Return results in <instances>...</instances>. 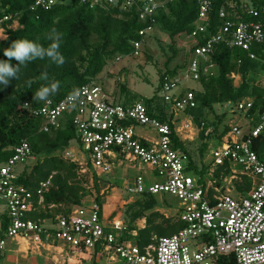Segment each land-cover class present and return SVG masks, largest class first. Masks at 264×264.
<instances>
[{
	"label": "built area",
	"instance_id": "obj_1",
	"mask_svg": "<svg viewBox=\"0 0 264 264\" xmlns=\"http://www.w3.org/2000/svg\"><path fill=\"white\" fill-rule=\"evenodd\" d=\"M172 1L175 0H81V3L90 10L135 8L145 26L139 31L142 40L132 43L134 53L129 56L137 58L145 39L156 30L158 11ZM225 1L229 8H235L233 1ZM55 2L36 0L34 8L48 10ZM197 5L194 27L180 44L185 51L183 67L175 75L166 76L160 86L161 98L167 105L163 114L168 122L159 120L160 113H152L142 102H117L97 78L81 87L74 100L68 95L58 102L47 99L41 106H34L31 100L22 103L24 110L44 121V133L58 129L63 121L72 123L76 137L62 152V158L77 165L78 173L85 179L90 175V190L95 189V183L108 179L114 165L137 162L147 167L150 183L136 178L126 185V194L141 197L168 193L177 197L180 209L175 216L185 226L141 247L127 237L136 236L137 232L128 230L123 216H103L96 197L103 196L104 191L100 195L93 192V199L82 200L66 215L53 214L55 206L44 204V193L52 187L51 177L37 188L19 182L31 159H35L29 142L22 141L13 149V155L0 164V257L6 253L9 242L21 241L36 248L64 245L126 264H214L229 256L235 258V264H264V155L254 149L264 133V108L258 111L255 121L250 115L253 100L224 104L244 121L233 122L228 133L216 139L217 148L211 153L205 175L198 173L201 166L192 162L184 150L174 146V136L184 142L187 139L184 132L193 129L188 111L197 107L193 89L179 91L180 84L189 79L198 82L215 74L212 57L218 45L239 49L250 59H256L250 50L264 42V2L259 5L253 0H241L244 19L222 7L218 12L220 25L214 32L208 30L213 0H197ZM9 19L3 17L0 26ZM230 78L239 85L238 74L231 73ZM137 127L153 129L158 139L138 135ZM204 129L203 122L198 126L199 133ZM212 132L213 128L208 127L205 137ZM246 181L251 187L243 192L239 188ZM131 199L123 204L128 205Z\"/></svg>",
	"mask_w": 264,
	"mask_h": 264
},
{
	"label": "trees",
	"instance_id": "obj_2",
	"mask_svg": "<svg viewBox=\"0 0 264 264\" xmlns=\"http://www.w3.org/2000/svg\"><path fill=\"white\" fill-rule=\"evenodd\" d=\"M35 1L0 0V20L3 17L10 18L2 23L6 38L0 41V60H8L4 56V49L15 40L27 39L45 48L49 47L52 41L47 39V36L52 29H55L62 34L59 51L65 57V63L58 66L47 57L36 59L21 66L18 79L12 78L7 87L0 85V164L13 155V149L22 141L29 142L33 155L38 157V160L31 168L26 167L19 177V182L29 188H37L40 182L47 181L51 177L52 187L44 193V204L55 206L53 214L66 215L72 206L80 205L88 194L85 187L87 179L78 173L79 167L62 158V152L76 137L75 129L72 123L66 120L58 129L44 133L42 131L44 121L24 110L22 103L31 100L34 106H41L47 99L58 102L74 89L79 90L87 85L96 79L109 64L116 62L117 58L134 53L132 43L142 40L139 31L145 26L139 21L135 8L128 11H119L115 7L90 10L81 3V0H71L69 4L56 0L50 9L44 10L34 8ZM231 1L235 3L233 9L229 8L225 0H213L209 32H214L220 25L218 12L222 7L226 8L229 14L244 19L240 9L241 0ZM253 1L259 5L264 2V0ZM197 15V0H175L166 3L158 11L155 28L169 34L171 40L169 49L172 55L167 59L164 71L160 73L156 92L160 90L166 76L175 75L183 67L169 68L170 63L177 57L178 45L182 42L178 37H186L190 34ZM14 21L18 23L17 29L10 28ZM94 38L98 40L94 42ZM250 51L256 59H250L246 52L239 49H230L225 45L215 47L212 60L216 65V72L213 76L202 77L198 81L200 87L193 89L197 107L188 111L191 117L198 121V126L205 123L200 139L208 140L213 137L221 139L229 131V126L224 123L227 119L226 113L216 116L212 123L206 115V112H214L213 107L217 104L253 100L254 105L250 115L257 121L258 111L264 108V83H261L258 77L259 72H264V42L253 45ZM239 60L240 63H238ZM9 62L13 66L18 64L15 59ZM45 73L47 80L41 79L42 74ZM231 73L239 75V85H235L234 80L230 78ZM54 81L60 84L56 93L46 100L33 99L39 88L50 85ZM155 99L156 97L146 99L144 103L152 113L156 109V113L160 111L158 108L153 109ZM195 110L199 111L198 115L193 114ZM163 111L164 107L161 108L158 118L168 122ZM172 118L173 115L169 117L170 120ZM170 125L174 127L171 123ZM208 127H212L213 132L205 137L204 132ZM174 146L184 150L190 156L184 143L177 136H174ZM206 149L208 146L204 142L201 153L203 154ZM254 149L258 154L264 155V133L257 139ZM208 169V166H201L198 173L205 175ZM219 175L220 172L217 170L216 176ZM95 186L98 190L99 184L95 183ZM250 187L251 183L246 181V184L239 189L247 192ZM96 201L102 206V214H104L102 198L97 196ZM155 207L156 199L150 194H144L128 205L129 211L138 208L131 217L132 222L141 218L145 219L144 228L128 226V230L136 231L137 235L127 237L141 247L152 242L153 234H156L158 238L170 236L185 226L177 216L164 217L155 210ZM120 209L121 207L116 208L108 217L121 215ZM158 219L161 220L157 222ZM214 264H235V258L221 257Z\"/></svg>",
	"mask_w": 264,
	"mask_h": 264
},
{
	"label": "rangeland",
	"instance_id": "obj_3",
	"mask_svg": "<svg viewBox=\"0 0 264 264\" xmlns=\"http://www.w3.org/2000/svg\"><path fill=\"white\" fill-rule=\"evenodd\" d=\"M58 2H63L66 4L71 3V0H57ZM10 28L17 29L18 23L14 21ZM6 38V31L3 26H0V41ZM185 37H178L179 40H183ZM98 39L94 38L93 41L96 42ZM170 37L167 32H162L160 30H155L150 36H148L143 42L140 48V56L135 57H119L118 62H112L109 64L102 73L97 77L98 81L103 83L106 91L113 95L117 102L132 104L135 102L145 103L146 99H152L156 97L153 102V109L161 111V108L167 107L161 98L160 90L156 92L160 73L165 69V63L172 53L169 49ZM178 55L170 63L169 68L173 69L177 66H182L184 61V48L182 45H178ZM259 79L261 83L264 82V72H259ZM240 81V79H238ZM236 83V81L234 82ZM199 83L193 81L192 79L182 81L178 90L184 91L188 88L198 89ZM225 104V103H224ZM224 104L214 105V112H206L207 117L211 120H215L216 116H221L223 113L227 114V119L224 122L228 126L236 123H243L244 119L240 115L230 112L227 106ZM157 110V109H156ZM155 110V112H156ZM158 111L157 113H160ZM194 115H198L199 111L195 110ZM191 116V115H190ZM185 119L189 117L184 116ZM234 122V123H233ZM193 129L188 132H184V135L187 139L184 140V145L187 148L192 160L199 166H206L211 162L212 151L217 148L216 137L212 139H200V133L198 131V121L192 118ZM212 128V127H211ZM230 129V127H229ZM135 132L149 140L158 139V134L151 128L137 127ZM194 138L192 141L189 139ZM204 142L207 144L208 149L205 152L201 153V147L204 145ZM38 160V157L31 159V166ZM116 163V162H115ZM29 168V171H30ZM239 170L240 167H236ZM136 178H144L146 183H150L149 175L147 173V167L140 165L137 162H125L123 166L116 167L114 165L113 172L109 175L108 179L101 181L99 184V189L90 190L88 188L90 175H88L87 183L85 187L88 191V194L83 198L84 199H93L94 193L97 195L104 191L103 196H98L102 198L104 204V217H108L112 211L116 208L121 207V215L123 213V219L127 226H136L142 228L145 225L144 218L138 219L135 222L131 221V217L134 212L138 211V208H134L129 211L128 205L134 203L138 200L139 197L127 195L126 194V185L132 182ZM130 197H133V200L128 204H123L124 201L128 200ZM156 199L155 210L161 213L164 217L175 216L180 209V201L177 197L172 196L168 193H159L154 196ZM72 208V207H71ZM161 219H158L160 221ZM164 237V236H162ZM158 238L156 234L152 235L151 241ZM160 238V237H159ZM14 246V245H13ZM8 246L12 251L8 254L11 261L14 262L16 259H22L23 253L16 252V247ZM64 246V245H60ZM65 250V248H64ZM56 256L66 257V254H70L69 251L64 252L63 255H58L56 252L53 253ZM31 256H34L31 254ZM100 258V257H99ZM94 260L87 262V264H126L123 261L116 262H107L106 259ZM1 262V261H0ZM10 264V263H8ZM12 264V263H11ZM29 264V263H27Z\"/></svg>",
	"mask_w": 264,
	"mask_h": 264
},
{
	"label": "clouds",
	"instance_id": "obj_4",
	"mask_svg": "<svg viewBox=\"0 0 264 264\" xmlns=\"http://www.w3.org/2000/svg\"><path fill=\"white\" fill-rule=\"evenodd\" d=\"M47 39L52 41L47 48L27 39H19L13 41L8 48L4 49V56L7 57L8 60H0V85L7 87L12 78L18 79L21 66L36 59H44L47 57L53 63L62 66L65 63V57L59 51L62 34L52 29ZM12 59L18 62L16 66H13L9 62ZM47 78L46 73L42 74L41 79L47 80ZM59 87L60 84L58 81H54L47 86H42L35 92L33 99L37 101L46 100L50 95L56 93ZM78 95L79 90L74 89L72 93L69 94V99L74 100Z\"/></svg>",
	"mask_w": 264,
	"mask_h": 264
},
{
	"label": "crops",
	"instance_id": "obj_5",
	"mask_svg": "<svg viewBox=\"0 0 264 264\" xmlns=\"http://www.w3.org/2000/svg\"><path fill=\"white\" fill-rule=\"evenodd\" d=\"M9 245L11 247L14 245L13 247H16L15 251L23 253V257L22 259L14 260V262L11 261L8 254L12 250L8 248L6 253L0 257V264H87V262H92L93 259L97 260L100 257L97 255L94 257V255L89 252L75 251L66 246H45L42 248H36L21 241L18 244L15 242H9L8 246ZM66 251L70 252V254H66V257H60L53 254L56 252L58 255H63ZM31 254L34 256H31ZM106 261L108 262V260Z\"/></svg>",
	"mask_w": 264,
	"mask_h": 264
}]
</instances>
